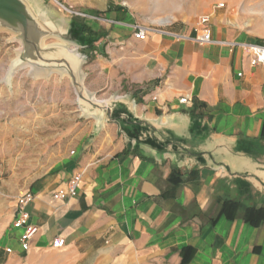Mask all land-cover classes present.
I'll return each instance as SVG.
<instances>
[{
  "label": "crops",
  "instance_id": "crops-1",
  "mask_svg": "<svg viewBox=\"0 0 264 264\" xmlns=\"http://www.w3.org/2000/svg\"><path fill=\"white\" fill-rule=\"evenodd\" d=\"M99 10L112 25L94 45L103 54L113 44V59L85 70L88 90L117 81L103 98L132 93L136 116L183 139L184 150L160 156L127 143L112 123L119 138L24 191L27 222L38 231L23 250L24 229L12 217L0 234V264H264V67L239 47L264 42L221 14L210 15L214 43L188 39L194 29L170 17L157 27L184 38L153 31L139 41L120 3ZM185 95L191 101L180 104Z\"/></svg>",
  "mask_w": 264,
  "mask_h": 264
},
{
  "label": "rangeland",
  "instance_id": "rangeland-1",
  "mask_svg": "<svg viewBox=\"0 0 264 264\" xmlns=\"http://www.w3.org/2000/svg\"><path fill=\"white\" fill-rule=\"evenodd\" d=\"M27 1L41 22L62 28L63 22L71 19L95 35L104 34L105 24L112 25L100 21L103 13L99 9L120 3L135 26L163 30L155 20L170 17L168 23L195 29L200 17L221 14L235 29L247 31L264 42V0ZM218 4L223 6L217 8ZM65 7L85 16L70 15ZM192 33L194 36L195 32ZM53 34L43 38V47L60 42ZM104 45L103 54L97 51L98 44L78 48V52L87 55L82 66L84 74L90 65L97 66L98 59L107 66L111 64L114 46L108 42ZM21 49L22 44L13 33L0 29V234L9 227L18 198L35 181L55 173L72 158L93 151L98 145L104 146L111 138H119L115 124L106 122L99 128L93 116L83 115L69 75L58 71L39 74L25 66L15 70L6 81L10 63ZM116 83L112 81L111 89L106 92L116 88ZM83 85L91 86L86 75ZM106 92H98L94 97L102 100Z\"/></svg>",
  "mask_w": 264,
  "mask_h": 264
},
{
  "label": "water",
  "instance_id": "water-1",
  "mask_svg": "<svg viewBox=\"0 0 264 264\" xmlns=\"http://www.w3.org/2000/svg\"><path fill=\"white\" fill-rule=\"evenodd\" d=\"M63 24L62 28H56L53 24L41 22L27 0H0V29L13 33L22 44L17 58L13 60L16 63H10L5 80L9 81L15 70L25 66H30L39 74L58 71L69 75L83 115L93 116L97 127L106 122L117 123L127 143L148 146L160 156L165 153L175 155L176 148L184 150L183 139L174 141L157 121L136 116V99L132 93L113 94L97 100L95 94L84 87L82 66L87 61V55L78 52V48H88L95 39L80 35L79 27L71 19ZM53 31L60 42L43 47V38L54 35ZM190 118L191 124L197 120ZM216 168L225 169L223 165Z\"/></svg>",
  "mask_w": 264,
  "mask_h": 264
},
{
  "label": "built area",
  "instance_id": "built-area-1",
  "mask_svg": "<svg viewBox=\"0 0 264 264\" xmlns=\"http://www.w3.org/2000/svg\"><path fill=\"white\" fill-rule=\"evenodd\" d=\"M222 4H218L216 7L220 8L222 7ZM65 10L73 16H85L81 13H78L71 9V7L66 8ZM210 17L209 16H202L198 19L197 27L194 29L195 35L192 37H188V39L194 41L195 43H198L199 45L203 44H209L214 43L211 37V29L209 27ZM133 30V37L136 40L143 41L146 37V34L148 32L153 31H159L165 34L172 35L177 38H184L182 35L163 32L162 30L153 29L150 27H144V26H132ZM239 47L242 49L248 51L253 58V61L255 64L260 65L261 67H264V45L261 44H249V43H242L239 44ZM191 101L190 97L188 95L182 96L178 99V102L180 104H188ZM81 177V173L76 174L67 183V194L69 196H73L76 194L77 186L79 183ZM32 198L29 195H25L22 197H19L16 206L13 213V219L14 223L19 226L23 227L24 232L23 236L20 239L21 247L23 250H26L28 248L29 241L34 237V235L37 233L38 229L36 226L29 224L28 218L29 214L26 211V206L29 202H31ZM64 240L59 239L56 242V246L61 247L63 245Z\"/></svg>",
  "mask_w": 264,
  "mask_h": 264
},
{
  "label": "trees",
  "instance_id": "trees-1",
  "mask_svg": "<svg viewBox=\"0 0 264 264\" xmlns=\"http://www.w3.org/2000/svg\"><path fill=\"white\" fill-rule=\"evenodd\" d=\"M72 21L75 23L76 26L79 27L80 35H86V36H89V37H92V38L95 39L93 41V43L91 44V46H94V43L95 42L98 43L100 40H102L105 37V35L103 33L102 34L95 35V33L93 31H91L89 28H87L86 26H84L82 24H79V23H77L74 20H72Z\"/></svg>",
  "mask_w": 264,
  "mask_h": 264
},
{
  "label": "bare ground",
  "instance_id": "bare-ground-1",
  "mask_svg": "<svg viewBox=\"0 0 264 264\" xmlns=\"http://www.w3.org/2000/svg\"><path fill=\"white\" fill-rule=\"evenodd\" d=\"M13 62V61H12ZM13 63H16V61H14ZM6 81H8V80H6Z\"/></svg>",
  "mask_w": 264,
  "mask_h": 264
}]
</instances>
